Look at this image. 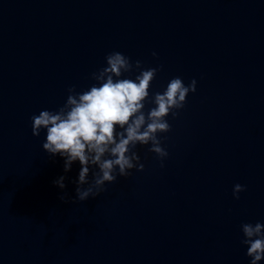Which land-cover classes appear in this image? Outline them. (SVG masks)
<instances>
[{
	"label": "water",
	"instance_id": "water-1",
	"mask_svg": "<svg viewBox=\"0 0 264 264\" xmlns=\"http://www.w3.org/2000/svg\"><path fill=\"white\" fill-rule=\"evenodd\" d=\"M112 52L159 69L150 98L175 77L196 91L158 134L163 167L137 145L143 171L72 203L79 162L65 173L31 118L96 84ZM257 222L264 0H0V264H250L241 225Z\"/></svg>",
	"mask_w": 264,
	"mask_h": 264
},
{
	"label": "clouds",
	"instance_id": "clouds-1",
	"mask_svg": "<svg viewBox=\"0 0 264 264\" xmlns=\"http://www.w3.org/2000/svg\"><path fill=\"white\" fill-rule=\"evenodd\" d=\"M105 59L106 66L92 73L96 84L82 92L70 87L58 110H42L31 118L32 135L39 137L42 130L46 131L43 150L51 157L58 155L64 159L65 173L71 171L74 162H79L76 198L72 203L99 196L106 191V182L128 177L132 169L143 171L144 164L135 151L137 145L150 144L148 151L156 154L163 167L169 153L162 147L158 134L171 131L166 117L171 114L176 118L189 93L196 91L195 79L185 85L180 77H175L162 93L156 92L150 98L149 89L158 68L145 69L139 60L133 64L120 52H112ZM133 71L139 73L134 80L124 78ZM146 101L155 105L147 112ZM65 179L60 176L54 184L63 190ZM242 191L245 186L236 184L233 196L239 199ZM60 198L66 202L69 199L67 193ZM241 229L250 264H258L264 259V224L245 223Z\"/></svg>",
	"mask_w": 264,
	"mask_h": 264
}]
</instances>
